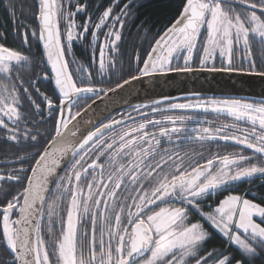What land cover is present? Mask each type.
<instances>
[{
  "label": "snow or ice",
  "instance_id": "snow-or-ice-1",
  "mask_svg": "<svg viewBox=\"0 0 264 264\" xmlns=\"http://www.w3.org/2000/svg\"><path fill=\"white\" fill-rule=\"evenodd\" d=\"M133 3L121 7V0H113L97 22L87 0H34L31 39L29 25L20 20L14 21L13 35L29 50L33 44L41 48L42 77L12 75L33 59L0 44V140L35 150L0 169V246L9 257L0 256V264H251L257 249L264 250V206L228 191L238 181L264 179V99L196 96L180 103L165 97L131 106L98 126L89 116L96 101L146 77L194 71L264 76V0H181L178 15L151 37L146 56H129L124 71L120 42ZM8 5L15 16L16 5L12 0ZM116 7L120 12L114 14ZM78 14L85 16L83 23ZM101 29L107 31L94 75L95 59L92 66L79 64L73 45L86 42L90 33L95 48ZM255 42L262 46L259 64ZM41 82L50 89L41 91ZM176 110L227 115L232 122L213 128L194 114H166ZM157 113L161 118H149ZM215 141H233L252 155H213L202 165H184L182 145ZM165 142L175 147L166 149ZM5 182L21 190L13 195ZM51 183L57 199L70 198L50 252L41 233L46 226L51 234L58 216V204H48L43 224ZM89 217L90 236L79 227ZM217 236L221 246L208 247Z\"/></svg>",
  "mask_w": 264,
  "mask_h": 264
},
{
  "label": "trees",
  "instance_id": "trees-1",
  "mask_svg": "<svg viewBox=\"0 0 264 264\" xmlns=\"http://www.w3.org/2000/svg\"><path fill=\"white\" fill-rule=\"evenodd\" d=\"M12 2L16 5L15 16L10 14L9 10L4 6L5 4L4 3L2 4V1L0 0V32L6 33L7 36L6 39H0V44H3L4 46L9 48H19L20 45L19 39L13 35L14 33L13 23L14 21L20 20V21L30 22L31 28L36 26L33 16L35 7L34 6L29 7V5H34V0H29V3H27L26 0H12ZM112 2L113 0H87V3L89 5V12L92 13L93 15H95V13H102ZM124 3H127V0H121V6H123ZM180 5H181V0H134L133 9H132V18L129 19L124 26L125 32L123 30V36L126 39H124L125 40L124 51H123L124 57L122 55V58H124L125 61L122 62V65L125 66L126 71L128 70L127 62L129 56H132L134 58L136 56V52L141 54L142 56H146V52L147 50H149V41L151 37L155 36L157 33H161L165 29V26L168 25L169 22L173 20L176 15H178ZM84 18L85 16L83 14H78L77 22L83 23ZM60 27L63 28V24H61ZM26 49L29 50L28 48ZM85 51L86 49L84 43H74L73 45L74 58L77 60L78 63L83 65H87V63L85 62L86 61ZM30 55H34L37 58L35 59L36 60L35 65L33 63L32 64L33 66H30V71H28L29 77L35 75L38 72H41V68L43 67V65H41L40 63V59H41L40 47H38L36 44H33L31 47ZM194 57H195L194 64L198 65L199 57L197 54H195ZM75 66L76 65L72 66V70H75ZM133 66H135V64H133ZM17 68L21 69L22 67L17 66ZM42 75L43 73L41 72V76ZM43 85L45 87L43 91H45L46 89H50L51 87V85L45 83ZM21 111L23 112V110ZM176 112L169 114L170 115L192 114L191 112H181V111H176ZM198 113L206 114L203 112H198ZM207 114H210V112H208ZM211 115L217 116V114L215 113H212ZM155 116L157 117L158 115ZM217 119L222 124L228 123L229 120H232L230 117L226 115H221L219 117L213 118V120H215L214 123H212L211 125L206 123L205 126L210 125L209 127H213V128L218 127L217 125L219 124L217 123ZM190 126L193 125L191 124ZM46 127H49V125L46 124ZM205 144H206L205 148H203V146L200 143L184 144L179 149V155L182 158L186 159V161H189L188 162L189 165L195 166L197 162L200 164L205 163L206 160L213 155H223L227 153H233L234 150L238 149L233 145V141L231 142L228 141L226 143L215 141V142H207ZM163 147L167 148L166 142L163 144ZM174 147L175 145H171L168 148H174ZM204 150L205 153H203ZM33 151L35 150L30 146V152ZM243 152L244 154H247L245 151ZM201 157H203V159H201ZM189 170H191L190 167ZM235 187H236L235 190L232 191L229 188L228 191L233 192L235 194L244 195L245 198L251 199L253 201H256V199L260 197H264V183L256 187L255 186L252 187L250 184L247 185V183L245 184L240 183L238 184V186ZM228 191L223 192V194L220 193L216 194L214 199H216L217 201L218 199H222L223 196L228 194ZM53 196L54 194L52 192L46 204L45 213L47 210V205L50 204ZM205 226L209 227L208 225ZM41 234L43 235V228ZM221 243L222 242L220 237L217 236L216 239H214L209 243L208 247H219L221 246ZM257 252H258V256L256 259L252 260L251 264H264V250L258 248Z\"/></svg>",
  "mask_w": 264,
  "mask_h": 264
},
{
  "label": "water",
  "instance_id": "water-1",
  "mask_svg": "<svg viewBox=\"0 0 264 264\" xmlns=\"http://www.w3.org/2000/svg\"><path fill=\"white\" fill-rule=\"evenodd\" d=\"M196 96L205 99L239 98L260 101L264 99V76L246 72L194 71L192 73H170L168 75L146 77L134 82L130 87L126 86L115 97L110 94L108 100L104 102L96 101L94 110L89 113V116L95 120L98 126L100 123L107 122L111 117H119L122 111L131 109V106L137 104L150 103L153 100L165 97L170 102L182 103V101ZM176 111L191 112L185 110ZM87 118L85 117V119ZM78 119L80 118L78 117ZM64 171L65 169H61L60 174L63 175ZM253 178L238 181L234 184ZM54 188L55 184L51 183L49 185L50 191L46 193L48 200L52 193L51 190Z\"/></svg>",
  "mask_w": 264,
  "mask_h": 264
},
{
  "label": "flooded vegetation",
  "instance_id": "flooded-vegetation-1",
  "mask_svg": "<svg viewBox=\"0 0 264 264\" xmlns=\"http://www.w3.org/2000/svg\"><path fill=\"white\" fill-rule=\"evenodd\" d=\"M255 39V38H254ZM261 45L258 43V42H255V43H253L252 44V50L254 51V53H255V56H256V58H257V63L259 64V59H260V55H261ZM10 49H12V50H16V48H10ZM19 51V50H18ZM22 53V52H21ZM23 54V53H22ZM136 55H137V52H136ZM194 56H195V54H194ZM194 59H195V57H194ZM217 63H218V61H217ZM133 64H134V62H133ZM91 66V65H90ZM122 67H123V70L124 71H126L125 70V66L124 65H122ZM93 71V70H92ZM17 72H19V74L21 75V76H23L24 77V79L25 80H29L30 79V77H29V74H28V71L26 72L25 71V69H22V70H19V68H14V71H13V73H12V75H16L17 74ZM94 74V73H93ZM95 75V74H94ZM43 76V75H42ZM41 76V77H42ZM44 83H41V84H38L37 86L40 88V90L41 91H43V89H45V87H44V85H43ZM33 91L35 92V89H33ZM183 102H187V100H184V101H182V103ZM21 110H23V111H26V109H21ZM132 109H128V110H125V111H123V112H121V115H124V114H126L127 112H129V111H131ZM177 113V112H176ZM192 113V112H191ZM166 114H169V113H166ZM192 114H194V115H196L197 117H202V118H204L206 121H211L212 123H214V121L215 120H213V118H216V117H218V116H215V115H211L212 113L210 112V114H199L198 112H195V113H192ZM156 115H158L157 117L155 116V117H152V116H150L149 118H161V114H159V113H157ZM170 115V114H169ZM37 119H40V117L38 118V117H36ZM232 122V120H229L228 121V123H231ZM211 123V124H212ZM217 123L219 124V125H217V126H220L222 123L217 119ZM210 124V125H211ZM191 125V124H190ZM189 125V126H190ZM206 125V124H205ZM204 125V126H205ZM209 125V126H210ZM246 126V125H245ZM44 127H46V124L44 125ZM151 130V129H150ZM3 135V132L2 131H0V136H2ZM220 142H223V141H220ZM231 142V141H230ZM192 143H195V142H192ZM233 145L236 147V148H240L241 150H238V149H236V150H234L233 151V153L234 152H240V153H242L243 155H245V156H251L252 155V149H248V148H246V147H244L243 145H238V144H235L234 142H233ZM171 145H169V144H167V148L168 147H170ZM203 146V148H205L206 147V144H204V145H202ZM166 148V149H167ZM243 151H245L247 154H244V152ZM25 152H30V145H27V146H21V147H16V146H13V145H11V144H7V143H4V141H2V140H0V169H3V166H4V164H5V161H8L9 162V165L10 166H12L11 165V161L12 160H14V159H16V158H18L19 156H22V155H24L25 154ZM203 153H205V150L203 151ZM157 159H159V157H157ZM184 159V158H183ZM259 159H260V157H259V154H257V159L256 160H253L252 162H259ZM187 162V163H186ZM188 162L189 161H186V159H184V165L185 166H189V164H188ZM32 163H34L33 161H32ZM15 167H17V168H19L21 165H19V164H16V165H14ZM24 167H26V168H29V174H30V165L29 164H25V165H23ZM118 166V165H117ZM261 180V181H260ZM257 181H260V182H257ZM257 182V183H256ZM25 183H26V181H25ZM241 183H243V184H245V183H247V185H251L252 187H256V186H258V185H262L263 183H264V179H261L259 176H256V177H254L253 179H251V180H248V181H244V182H241ZM238 184H240V183H238ZM238 184H232V185H230L229 186V188L233 191V190H235L236 189V187L235 186H238ZM4 187H5V189L8 191V192H11L13 195L17 192V191H20L21 190V187H20V185H18V184H15V183H13L12 185H9L8 183H6L5 182V184H4ZM233 193V192H232ZM217 194H219V193H217ZM233 194H235V193H233ZM9 199L11 198L10 196L8 197ZM68 198H70V194H69V196L68 197H60L59 199H57V197L54 195L53 197H52V201L50 202L51 204L53 203V202H56L57 204H58V207H57V210L55 209V211L58 213V216H55V218L54 219H56V221L57 222H55L54 224H52V231H51V234L49 233V231H48V228L46 227V226H44L43 227V238L45 239V241L46 242H49V244H53L57 239H59V236H58V232L60 231V224H59V222H58V219L59 218H66V205H67V201H68ZM215 198V196L214 197H210L209 198V200H216V199H214ZM4 200V194L3 193H0V201H3ZM209 200H206L205 201V203L206 202H208ZM251 200V199H250ZM257 201V202H256ZM256 201H253V202H255V203H258V204H261V206H264V204H262V203H264V197H260V198H258V199H256ZM161 206V205H160ZM163 206H165V205H162V207ZM156 210H158V208L156 209ZM46 213H47V210H46ZM45 213V214H46ZM18 217V213H15L14 215H13V219H16ZM46 221H47V214H46V216L44 217V221H43V224L44 225H46L45 223H46ZM80 231L83 233V232H85V231H87L88 233H89V236H90V234H91V221H90V217L89 218H87V219H85V220H83L82 222H81V224H80ZM51 249H53V248H51ZM50 250V249H49ZM51 252V251H50ZM85 254H87V253H85ZM0 256H2L3 258H5V259H8L9 257H8V254H7V252H5L4 251V249H3V247L2 246H0ZM53 259H54V257H53Z\"/></svg>",
  "mask_w": 264,
  "mask_h": 264
},
{
  "label": "rangeland",
  "instance_id": "rangeland-1",
  "mask_svg": "<svg viewBox=\"0 0 264 264\" xmlns=\"http://www.w3.org/2000/svg\"><path fill=\"white\" fill-rule=\"evenodd\" d=\"M2 1V4L4 3L5 5V7L8 9V7H9V5H8V0H1ZM26 2L27 3H29V0H26ZM122 7V6H121ZM120 12V7H116L115 9H114V14H116V13H119ZM99 14H101V13H95V15H93V19L94 20H97V22H98V16H99ZM25 23H27L28 25H29V39H31V25H30V22H27V21H24ZM14 24V23H13ZM93 27H94V25H93ZM123 30H124V28H123ZM105 31H107V29H101V31H100V38H99V41H96L95 42V48H93L92 47V44H93V38L91 37V34L89 33V35H88V38H87V41L86 42H83L84 43V45H85V49H86V51H85V58H86V63H87V65L86 66H92L93 65V58L95 59V65H94V67H92V70H93V73L95 74L96 73V69H98V65H99V42L100 41H102L103 39H104V37H103V33L105 32ZM124 32H125V30H124ZM147 33V32H146ZM145 33V34H146ZM124 39H126V38H124V36H123V40L120 42V49H121V54L123 55V57H124V53H123V51H124V44H125V40ZM19 42H20V45H19V48H16V50H19L20 52H22L23 53V55H30V51L31 50H27L25 47H24V45H23V42H22V39H19ZM25 52V53H24ZM109 55H110V53H109ZM122 55H121V57H120V60H121V64H122V62H124L125 60H124V58H122ZM31 57H32V59H33V63H34V65H35V62H36V58L37 57H35L34 55H30ZM80 64V63H79ZM30 66H33V65H25V66H22V68L21 69H19V70H22V69H25V71L27 72V71H30ZM76 67V66H75ZM97 79H100L101 77H99V76H97L96 77ZM105 79H107V76H105L104 77ZM30 79H35V75H33V76H31L30 77ZM241 100H245V101H250V100H246V99H241ZM240 149V148H239ZM209 202H211V200H209L208 202H206L205 203V205H207ZM51 204V203H50ZM166 206V205H165ZM161 207H162V205H161ZM56 210H57V208H56ZM207 210V209H206ZM47 214V213H46ZM46 214H45V216H46ZM55 218V216H53V219H52V224H54L55 222H57L56 221V219H54ZM257 219V222H260L259 221V218H256ZM45 224H47V221H46V223ZM58 234V236L60 237V231L57 233ZM56 247V243L54 242L53 244H49V251H51L52 249L51 248H55Z\"/></svg>",
  "mask_w": 264,
  "mask_h": 264
}]
</instances>
